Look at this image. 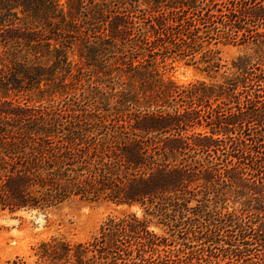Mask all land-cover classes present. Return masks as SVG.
<instances>
[{
	"label": "trees",
	"instance_id": "trees-1",
	"mask_svg": "<svg viewBox=\"0 0 264 264\" xmlns=\"http://www.w3.org/2000/svg\"><path fill=\"white\" fill-rule=\"evenodd\" d=\"M73 198L140 214L0 264H264V0H0V209Z\"/></svg>",
	"mask_w": 264,
	"mask_h": 264
},
{
	"label": "rangeland",
	"instance_id": "rangeland-1",
	"mask_svg": "<svg viewBox=\"0 0 264 264\" xmlns=\"http://www.w3.org/2000/svg\"><path fill=\"white\" fill-rule=\"evenodd\" d=\"M130 3V0H127ZM112 11L121 15H130V7L116 5ZM118 50L114 53L124 59L121 51L130 49L126 43L118 42ZM126 46V47H125ZM245 49L237 46L226 45L221 47V55L224 61L243 53ZM71 59L80 65L76 46L69 51ZM76 67H74L75 69ZM122 81H126V75L122 72ZM168 76L179 83H187L203 77L199 69L184 60L175 63ZM127 87V86H125ZM18 99H35L34 95L19 94ZM135 211L140 214L138 207L115 206L106 200L86 201L73 198L62 204L42 211L38 209H23L16 212L0 209V263L15 256H24L29 261L34 259L33 249L42 239H48L54 235H62L71 240H86L91 237L110 215L120 216L122 213ZM155 230L160 231L156 228Z\"/></svg>",
	"mask_w": 264,
	"mask_h": 264
}]
</instances>
